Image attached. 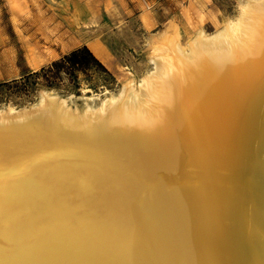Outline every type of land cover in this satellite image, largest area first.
<instances>
[{
    "label": "bare ground",
    "instance_id": "obj_1",
    "mask_svg": "<svg viewBox=\"0 0 264 264\" xmlns=\"http://www.w3.org/2000/svg\"><path fill=\"white\" fill-rule=\"evenodd\" d=\"M221 25L167 23L117 97L0 113V264H264V0Z\"/></svg>",
    "mask_w": 264,
    "mask_h": 264
},
{
    "label": "rangeland",
    "instance_id": "obj_2",
    "mask_svg": "<svg viewBox=\"0 0 264 264\" xmlns=\"http://www.w3.org/2000/svg\"><path fill=\"white\" fill-rule=\"evenodd\" d=\"M242 1L0 0V113L29 111L48 93L79 110L83 97L97 103L117 97L130 81L148 79L149 41L167 23L176 25L183 44L201 29L211 35L235 19ZM83 46L103 68L76 77L61 69L53 83L40 73Z\"/></svg>",
    "mask_w": 264,
    "mask_h": 264
},
{
    "label": "trees",
    "instance_id": "obj_3",
    "mask_svg": "<svg viewBox=\"0 0 264 264\" xmlns=\"http://www.w3.org/2000/svg\"><path fill=\"white\" fill-rule=\"evenodd\" d=\"M91 67L103 68L91 51L83 46L70 52L59 61L53 62L47 69H42L40 73L46 77L49 83H53L60 75L61 69H66V73L76 77L77 72L87 70ZM39 73L33 74L37 76Z\"/></svg>",
    "mask_w": 264,
    "mask_h": 264
}]
</instances>
